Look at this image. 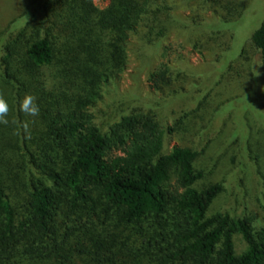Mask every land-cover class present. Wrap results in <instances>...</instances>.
I'll return each mask as SVG.
<instances>
[{
	"label": "trees",
	"instance_id": "obj_1",
	"mask_svg": "<svg viewBox=\"0 0 264 264\" xmlns=\"http://www.w3.org/2000/svg\"><path fill=\"white\" fill-rule=\"evenodd\" d=\"M167 2L0 0V93L10 109L8 124H0V264H264V131L252 135L247 122L259 212L233 195L242 179L236 165L219 176L215 160L211 169L194 165L222 137L229 145L220 155L236 156L233 128L225 134L218 113L253 87V56L264 65V16L212 85L198 90L196 142L162 152L163 128L149 110L112 117L92 110L102 86L126 66L129 36L152 42L165 34ZM198 3L221 22L245 7V0ZM232 41L212 29L191 47L218 62L217 50ZM169 47L146 81L180 92L197 76L169 63ZM26 93L37 97L39 116L20 111ZM221 191L235 206L207 213ZM235 234L245 244L239 252Z\"/></svg>",
	"mask_w": 264,
	"mask_h": 264
},
{
	"label": "rangeland",
	"instance_id": "obj_2",
	"mask_svg": "<svg viewBox=\"0 0 264 264\" xmlns=\"http://www.w3.org/2000/svg\"><path fill=\"white\" fill-rule=\"evenodd\" d=\"M93 2L102 7L107 0ZM167 4L169 14L164 20L165 34L152 42H145L136 34L129 36L125 46V68L118 77L102 86L100 100L96 102L95 109L94 106L92 108L99 110L101 114L105 113V117L107 114L112 117L133 107L149 110L163 128L162 152L168 151L173 145L184 146L192 144L193 140L196 142L195 132L199 128L202 116L200 110H193L200 96L198 92L212 85L223 66L236 56L251 30L264 16V0H245L242 14L234 21L227 22H221L217 16L213 17L209 8L199 7L198 0H168ZM212 29L222 30L224 35L231 34L233 38L232 45L227 50H217L220 52L218 62H214L213 56L207 51L197 52L191 47L192 41L200 37L201 33ZM164 45L170 46L168 51L171 54L169 55L171 65L183 67L197 76L195 83H186L180 92L173 91V87L170 86L162 87L160 90L153 89L146 81L147 72L158 61L165 59L163 58L165 53H162ZM175 53H179L182 60L174 61L172 57ZM257 59L258 56L254 55L253 87L237 102L224 105L218 113L219 119L225 122L224 133L227 128H233L232 133L236 137L233 149L236 156L227 154L228 157L225 158L220 155L219 151L224 145H229V141L221 142L224 138L222 137L211 143L213 149H208L207 152L202 150L194 162L197 167L211 169L214 160L217 161L213 174L218 176L236 165L242 179L239 187H235L233 195L238 200L241 199L244 207L251 212L260 211L258 196L261 178L245 149L246 138L249 135L247 122L251 125L252 135L257 136L264 131V65H258ZM169 127L172 128L171 131L167 130ZM261 141L264 143V138ZM229 157L233 159L230 160ZM234 159L235 164L231 163ZM231 205L235 206V203L231 202V196L221 191L211 201L207 213ZM233 243L236 252L245 247L239 234L233 236Z\"/></svg>",
	"mask_w": 264,
	"mask_h": 264
},
{
	"label": "clouds",
	"instance_id": "obj_3",
	"mask_svg": "<svg viewBox=\"0 0 264 264\" xmlns=\"http://www.w3.org/2000/svg\"><path fill=\"white\" fill-rule=\"evenodd\" d=\"M20 111L30 117H36L40 114V107L37 103V97L31 93H26L20 102ZM9 104L5 99L4 95L0 93V124H8V113H9ZM25 134L29 132V125L25 122L22 125Z\"/></svg>",
	"mask_w": 264,
	"mask_h": 264
}]
</instances>
